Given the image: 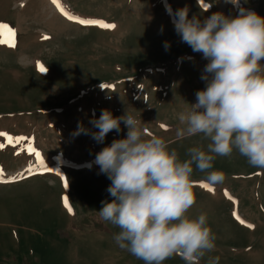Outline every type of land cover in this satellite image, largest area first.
<instances>
[{"label": "rangeland", "instance_id": "1", "mask_svg": "<svg viewBox=\"0 0 264 264\" xmlns=\"http://www.w3.org/2000/svg\"><path fill=\"white\" fill-rule=\"evenodd\" d=\"M59 4L73 16L116 27L71 21L52 0H0V23L16 33L15 47L0 44V132L13 138L0 137V180L8 181L0 183V264H143L119 248L113 237L120 229L98 215L101 202L113 198L95 156L126 138L127 127L121 122V131H111L103 143L91 134H71L78 124L98 131L90 120L102 110L116 117L128 111L141 119L145 138L162 137L180 161L189 158L190 147L207 150L202 136H177L183 127L178 115L205 88L201 76L208 61L181 41L173 16L187 8L189 18L215 12L234 17L243 7L264 17V0H239L238 6L225 0ZM212 170L225 177L209 185L213 191L200 186L206 173L195 165L191 177L196 202L187 215L206 214L216 238L201 264L210 257L218 264H264V169L234 151L216 157ZM164 264L184 261L174 256Z\"/></svg>", "mask_w": 264, "mask_h": 264}, {"label": "clouds", "instance_id": "2", "mask_svg": "<svg viewBox=\"0 0 264 264\" xmlns=\"http://www.w3.org/2000/svg\"><path fill=\"white\" fill-rule=\"evenodd\" d=\"M225 2L239 5V0ZM172 22L181 41L208 61L201 76L205 88L196 92L190 110L178 115L183 127L177 136H202L209 141L207 150L190 147L189 158L180 161L162 137L145 138L141 119L128 111L116 117L102 110L90 120L98 131L78 124L71 134H91L103 143L108 133L121 131V122L127 127L126 138L113 140L95 156L100 173L111 181L107 191L113 198L101 202L98 215L120 229L113 237L119 248L143 264H164L174 256L184 264H201L215 249L206 214L187 215L196 202L193 165L206 173L204 183L213 186L225 179L221 171H210L218 156L236 151L250 166L264 169V17L240 7L234 17L215 12L201 20L189 18L188 9L181 8ZM164 47L168 50V42ZM218 260L210 257L208 264Z\"/></svg>", "mask_w": 264, "mask_h": 264}, {"label": "snow or ice", "instance_id": "3", "mask_svg": "<svg viewBox=\"0 0 264 264\" xmlns=\"http://www.w3.org/2000/svg\"><path fill=\"white\" fill-rule=\"evenodd\" d=\"M53 4H56V6L60 9L61 13L63 15H65L69 20L71 21H75L78 22L81 25H85V26H99L101 28L104 29H114L116 26L114 24H110V23H106L103 20H95V19H82L80 17L77 16H73L70 13L66 12L63 7L59 4V0H52ZM15 30L13 28H11L8 24L5 23H0V37H3L2 39H0V44H6L9 47H15L16 43H15ZM49 37L45 36L44 39H48ZM37 66L39 68V70L41 72H46V66L40 64L39 62L37 63ZM105 87H111V86H105ZM162 127H164L162 125ZM0 137H5L6 139L9 140V142H12L13 138L9 137L7 133L4 132H0ZM21 139H26V138H21ZM4 147V145L2 143H0V148ZM32 152H35V149L31 150ZM37 156H39L38 153H36ZM49 169H45V171H48ZM2 169H0V173H2ZM13 180L15 178H12ZM3 182H8V181H3L0 180V183ZM201 187L207 188L209 191H213V189L211 187H209V185L207 184H201ZM231 199V197H230ZM65 206L68 207L69 212L72 211L71 207H69L67 200H65ZM237 219H239V217H237ZM241 223H244V221H241ZM248 227H254L253 225L249 224Z\"/></svg>", "mask_w": 264, "mask_h": 264}]
</instances>
